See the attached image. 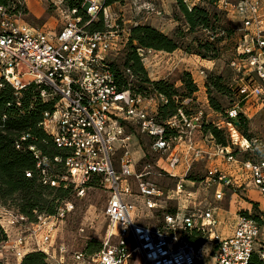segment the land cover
<instances>
[{
	"label": "built area",
	"instance_id": "1",
	"mask_svg": "<svg viewBox=\"0 0 264 264\" xmlns=\"http://www.w3.org/2000/svg\"><path fill=\"white\" fill-rule=\"evenodd\" d=\"M27 1L0 4V82L9 84L16 96L34 84L41 87L42 100L56 98L53 110L44 113L40 125L60 154L51 160L34 146L28 147L37 180L42 186L70 187L77 198L92 185L100 188L107 195L102 212L107 226L97 252L69 253L63 245L53 248L59 225L70 211L69 203L51 215L33 211V220L0 204V224L6 236L0 248L19 261L27 253L40 251L55 264H129L135 259L139 264H198L206 254L212 255L214 264H248L255 252L264 261V246L255 248L264 224L239 210L231 234L225 237L218 231V208L206 199L197 201L193 195L198 190L183 187V183H190L211 190L212 199L221 201L227 192L237 195L251 186L261 198L258 217L264 223V156L237 157L241 150H252L254 143L246 139L243 145L238 142L242 136L232 123L239 114L249 121L264 109V0H209L225 13L230 25L236 26V41L227 63L232 72L229 87L233 101L224 119L212 124L225 130L238 147L216 145L209 134L198 137L204 123L201 111L187 114L178 109L159 123L158 106L167 102L163 95L144 97L117 89L108 56L127 42L129 29L118 28L112 7L126 0L109 5L105 0H83L78 5H70L69 0H33L56 12L57 30H39L24 23ZM130 1L135 10L160 14L153 8L158 0ZM181 2L188 9L209 3ZM99 20L104 30H91ZM221 35L223 31L216 34ZM193 71L189 74L196 94L200 90L206 93L207 67L198 66ZM126 73L130 74L129 70ZM204 101L208 106L206 94ZM132 129L148 138L149 151L157 156L155 175L178 179L170 191L176 196H166L176 202L174 213L163 215L160 228L140 222L158 207L163 192L145 179L153 174L146 170L150 165L142 172L135 171L133 149L137 145ZM26 138L25 134L19 140ZM19 142L16 149H20ZM198 160L206 162L205 176L198 182L184 181L191 164ZM56 165L61 168L53 173ZM24 174L32 177V172ZM134 186L142 199L138 211L126 201L133 196ZM181 233L203 240L208 248L204 250L205 244L197 245Z\"/></svg>",
	"mask_w": 264,
	"mask_h": 264
},
{
	"label": "rangeland",
	"instance_id": "2",
	"mask_svg": "<svg viewBox=\"0 0 264 264\" xmlns=\"http://www.w3.org/2000/svg\"><path fill=\"white\" fill-rule=\"evenodd\" d=\"M155 4L153 8L160 12L159 15H156V13L152 11L144 12L142 10H135V7H131L132 3L130 0L119 2L112 7V11H114L118 17L117 24L119 29H129L133 26V21H136L140 25H147L157 30L159 33L171 38L177 43L178 48L174 56L166 55L168 53L163 51L154 50L146 54V49L143 50L144 54L141 58V65L146 73L147 79L153 82L163 80L168 84H172L173 87L176 88L178 98H182L183 96L181 94L185 93L183 89L185 72L189 73V71H193L194 68L198 66L207 67V73L210 70L209 73L223 76L225 83L227 82L228 84L230 71L227 67V63L230 57V49L232 48V44L235 43L236 37L234 36L233 41L225 40L222 42V44H220L219 53L210 63L201 62L202 59L198 56H201L203 52L198 47L204 44V37L201 35L200 30L197 27H189L182 15L179 5L176 4L174 0H158ZM22 21L39 30L58 29L56 12L45 3L39 7H28L26 14L22 17ZM120 35L124 38L123 33ZM128 53L129 46L126 42L120 46L117 52L109 54L108 59L119 71H123L122 65ZM207 55L209 58L212 57V54ZM193 72L194 77L199 79L195 71ZM129 80L130 86L135 87V80L130 77ZM204 94L206 93L200 90L199 93L195 94V100L190 101L189 98L184 100L182 103L185 104V110L189 113L201 111L205 124L222 121L224 119V111L231 104L226 91L216 92L210 88L209 97L206 95L207 98H210L219 106L218 110H215L212 106L208 107L204 103ZM132 130L137 140H135L137 146L133 153L134 159L137 160L135 171L142 172L145 165H150L146 170L153 174L147 175L145 179L154 183L163 192V196L158 202V207L151 213H148L147 217H142L140 222L150 228H160L163 215L173 211L176 207V202L168 200L166 196H176L170 191L174 189L178 179L155 175L158 171V168H156L157 156L150 153L148 138L138 133L136 129ZM240 132L242 138H240L238 142L241 141L243 145L246 143V140H248L250 143H254V145L251 147L252 150H246V152L241 150V152H238L237 157L240 159H257L264 156V110L256 113L247 121L245 128L241 129ZM203 135L202 133L198 135V137L201 138ZM238 145L239 143L232 144L233 147H238ZM205 173L206 162L204 160L194 161L184 181L187 180L188 182H192L195 179L194 181L198 182L205 176ZM183 187L193 192L198 190L193 197H195L197 201L206 199L210 202L211 206L220 208V210L217 211L219 214L221 213V215H224L225 211L228 210V195H226L225 199L222 201H214L212 199L211 190L206 191L197 185L191 186L190 183H183ZM136 193V187L134 186L133 196L127 198L126 201L132 204L136 211H138L142 199L137 197ZM245 195L250 196L249 192ZM16 196L21 198L23 195L18 194ZM240 197L242 196L240 195ZM42 198L47 201L41 204L45 209L49 206L48 201H50L53 196L44 193ZM106 199V193L95 185H92V187L86 190L85 194L80 198L67 195L64 202L70 203L71 209L59 225V230L54 238L53 248L63 245L69 253H72L73 251H87L88 248L100 247L104 241L107 226L106 219L102 213L106 204ZM16 204L21 205L20 201H17ZM235 206L237 209H246L248 207V205L242 201H238ZM248 209L252 216H257L259 214L253 202H251V207H248ZM242 213L244 214V212ZM180 236L184 238L187 237V235L183 233H181ZM191 241L197 245L205 244L203 240L199 239H192ZM208 246V244H205L204 250L207 249ZM255 248L256 250L259 249L258 246ZM0 261L5 264H20V261L12 256L10 251L1 248ZM130 264H139V261L135 259L132 260ZM198 264H214L212 255L206 254Z\"/></svg>",
	"mask_w": 264,
	"mask_h": 264
},
{
	"label": "trees",
	"instance_id": "3",
	"mask_svg": "<svg viewBox=\"0 0 264 264\" xmlns=\"http://www.w3.org/2000/svg\"><path fill=\"white\" fill-rule=\"evenodd\" d=\"M7 1L8 0H0V4H6ZM69 1L70 5H78L83 0ZM117 1L121 0H105L104 3L105 5H109ZM202 1L209 2V0ZM175 3L179 5L182 15L189 27H197L204 37V44L198 47L203 52L201 56H198L202 61H212L219 53L220 44H222V42L225 40L233 41V28L235 25H230L225 13L216 10L210 2L208 4L198 3L190 9L186 8L181 0H175ZM24 12L26 13V10ZM91 30H104L102 22L99 20L91 27ZM222 31L223 35L220 37L216 36L217 33ZM127 43L129 46V53L122 65L123 71H119L113 63H110L117 89L119 91L128 90L133 95H141L144 97L163 95L167 102L158 106L157 121L159 123H163L166 119L175 115L178 109H182L185 113L191 114L185 110V104L182 103L188 98L190 101L195 100L194 98L197 92V87L192 82L188 72H185L183 81L185 93L181 95L184 98H178L176 88L173 87L172 84H168L163 80L155 82L149 81L141 65L142 52L144 49L163 51L170 54L175 52L178 48L177 43L171 38L159 33L157 30L147 25L140 24L129 28ZM207 54H212V57L209 58ZM126 70H129L130 74H127ZM229 71L230 76L228 84L227 82L225 83L223 76L214 75L209 73L210 70L208 71L205 81L206 95L208 97L211 88L216 92L226 91L229 102L233 101V94L229 87L232 72L230 69ZM129 77L135 80V87L130 86ZM0 85V204L18 210L29 220L34 219L33 211L45 213L47 215L54 214L57 207L64 203H68L64 202L67 195H72L73 197H75V195L70 187L65 189L62 187L52 188L49 186H42L38 182L35 160L28 147L34 146L42 155L47 156L51 160L53 156L60 154V151L52 144L50 136L44 132L40 125L44 113L53 110L56 98L47 101L42 100L39 94L41 87L34 84L26 86L18 96L14 95V90L9 84L0 82ZM207 99L208 107L212 106L215 110L219 109V106L214 101L210 98ZM247 121L248 120L239 114L232 123L241 134L240 130L245 128ZM236 122L237 124H235ZM201 132L211 135L216 145L222 147L232 146V142L226 131L216 128L212 123H203ZM25 134L28 135V138L24 141H20V137ZM17 142L21 145L20 149L15 148ZM60 168L61 166L56 165L52 168V172L57 173ZM25 171L32 172V177H25ZM44 193L53 196V198L48 201L49 206L45 209L43 205H41L47 202L42 198ZM18 194H22L23 196L19 198L16 196ZM17 201H20L21 205L16 204ZM169 213H174V210ZM252 217L260 225L264 224L260 221L258 215ZM5 239L4 229L0 224V244L5 241ZM186 239L192 240L195 239V237L194 235H189ZM100 248L101 246L96 248L92 247L83 252L85 254H91L97 252ZM0 264L5 263L0 261ZM20 264L55 263L51 262L43 252L36 251L24 255L20 260ZM248 264H264V261H262L258 253L255 252L251 255Z\"/></svg>",
	"mask_w": 264,
	"mask_h": 264
},
{
	"label": "crops",
	"instance_id": "4",
	"mask_svg": "<svg viewBox=\"0 0 264 264\" xmlns=\"http://www.w3.org/2000/svg\"><path fill=\"white\" fill-rule=\"evenodd\" d=\"M39 6H42V3H39V2H36V1H33V0H28L27 1V9H28V7H39ZM174 54H175V52L167 54V55L174 56ZM201 62L210 63L208 61H202V60H201ZM204 103H205V101H204ZM248 192H249L250 196H246L245 195ZM238 193L242 197H240L239 194L231 195L229 192H227L224 195L223 199H225L226 195L229 196V199H228V210L225 211L224 215H221V213L219 214L217 212L218 219H219L218 231L222 235H224L225 237L229 236L231 234L232 224L234 223V221L236 219V214H237V212L239 210H243L245 212H248V214H250L248 207H251V202L255 203L258 211H259L260 208H262L261 198L259 196L258 191L255 188L249 186V187H246L243 191L238 192ZM238 201H242L243 203L248 205V207L246 209H243V208L242 209L241 208L237 209L235 205L237 204ZM231 206H232V208H231ZM218 210H220V208H218ZM257 246L258 247L259 246H264V226L260 227V232H259V236H258V239H257ZM131 262H132V260L129 262V264Z\"/></svg>",
	"mask_w": 264,
	"mask_h": 264
},
{
	"label": "water",
	"instance_id": "5",
	"mask_svg": "<svg viewBox=\"0 0 264 264\" xmlns=\"http://www.w3.org/2000/svg\"><path fill=\"white\" fill-rule=\"evenodd\" d=\"M235 124H237V122Z\"/></svg>",
	"mask_w": 264,
	"mask_h": 264
}]
</instances>
